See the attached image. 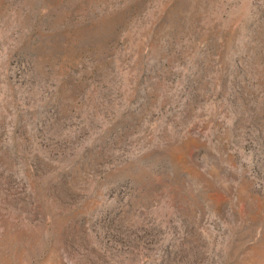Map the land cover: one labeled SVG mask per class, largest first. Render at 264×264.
I'll list each match as a JSON object with an SVG mask.
<instances>
[{
    "label": "rangeland",
    "instance_id": "rangeland-1",
    "mask_svg": "<svg viewBox=\"0 0 264 264\" xmlns=\"http://www.w3.org/2000/svg\"><path fill=\"white\" fill-rule=\"evenodd\" d=\"M0 264H264V0H0Z\"/></svg>",
    "mask_w": 264,
    "mask_h": 264
}]
</instances>
